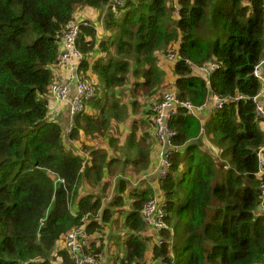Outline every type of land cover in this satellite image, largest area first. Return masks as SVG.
I'll return each mask as SVG.
<instances>
[{
	"label": "trees",
	"instance_id": "trees-1",
	"mask_svg": "<svg viewBox=\"0 0 264 264\" xmlns=\"http://www.w3.org/2000/svg\"><path fill=\"white\" fill-rule=\"evenodd\" d=\"M124 3L114 12L115 0H0V264H53L56 258L71 264L67 249L53 257L68 232L84 224L88 214L87 229L94 234L103 228L96 217L103 223L119 221L115 214L122 212L118 195L100 214L102 195L96 193L102 181L110 182L119 172L120 162L85 146L84 151H92L88 164L83 154L68 149L62 119L67 104L51 95L61 42L76 20L89 23L77 40L81 70L101 79L105 95L90 102L97 114L76 116L72 138L81 132L94 139L107 135L111 121L105 114L112 115V106L102 104L131 69L143 76L136 89L156 93L163 82L156 57L172 46L181 56L172 87L181 99L200 105L210 90L204 79L189 75L186 62L200 66L215 60L225 68L214 76L212 89L221 97H246L214 114L217 156L202 153L201 144L180 151L200 137V124L186 110L172 119L178 149L171 156V173L161 182L168 202L162 243L141 235L147 227L140 209L151 193L134 189L131 212L121 224L128 231L126 255L115 256L112 264H262L264 217L258 212L256 153L264 145V131L252 97L260 90L253 69L264 59L263 0ZM77 11L94 19L81 21ZM116 112L125 115L121 108ZM121 184L119 191L125 188ZM85 185L94 192L81 194ZM103 250L104 244L92 247L94 256Z\"/></svg>",
	"mask_w": 264,
	"mask_h": 264
},
{
	"label": "built area",
	"instance_id": "built-area-1",
	"mask_svg": "<svg viewBox=\"0 0 264 264\" xmlns=\"http://www.w3.org/2000/svg\"><path fill=\"white\" fill-rule=\"evenodd\" d=\"M124 5V0H115L112 10L118 12L117 6L123 7ZM88 24V22L76 20L69 25L60 46V54L57 60L59 71L57 74L54 72V76L59 74L60 77L56 82H53L51 87L52 98L58 103L67 104L69 108L70 125L66 135L74 130L76 116L89 113L90 101L97 98L100 93L98 85L81 70L83 59L77 46V40L80 36L81 27ZM163 56L174 63L178 62L180 58L178 50L174 48H169ZM187 65L192 69L190 75L204 79L208 87L210 86V77L223 69V64L219 61H212L200 66H193L189 61ZM253 74L260 82V90L252 97V100L255 104V114L260 119L264 131V59L254 67ZM245 99L246 97L241 94H236L233 97H221L212 89L206 100L200 106H196L190 100L181 99L179 94L172 88L169 89L151 107L152 123L155 130L153 136L158 145L157 166L152 172L145 175L143 180L156 179L161 183L171 173V156L177 148L175 140L178 136V131L172 127L171 121L181 110H186L187 114L197 116L200 112L209 108L219 111L231 101ZM256 156L258 159L256 176L260 180L258 212L264 217V145L257 151ZM113 194L114 191L102 199L103 205L108 199L112 198ZM167 210L168 202L164 194L159 191V188L155 189L153 195L140 209L141 218L147 227L144 234L151 235L158 244L162 243L161 230L167 227ZM83 220L84 224L70 230L66 236L65 248L71 255V264H103V261L98 256H94L92 251L94 235L90 234L87 229V223H90L88 215Z\"/></svg>",
	"mask_w": 264,
	"mask_h": 264
},
{
	"label": "crops",
	"instance_id": "crops-1",
	"mask_svg": "<svg viewBox=\"0 0 264 264\" xmlns=\"http://www.w3.org/2000/svg\"><path fill=\"white\" fill-rule=\"evenodd\" d=\"M78 18L81 20H88V19H94V15L89 14L88 12H82L77 11ZM104 17V16H103ZM104 21L102 20L101 26H103ZM175 46H172L174 48ZM177 47V46H176ZM164 52L160 51L159 54L156 57L155 60V66L159 68L163 73V83L161 84L160 90H156L158 92L153 93V90L148 92L147 94H144L145 92L143 90L136 89V83L140 80H143L142 75H137L140 77L135 76L131 69L130 73L127 75L126 80L122 86L116 87L113 89L112 92L117 95L120 94L119 89H122V98L118 97L116 94V98L118 101H110L104 100L102 105H106L107 108L112 106V115H108V112H106V118L105 120L110 123V131L107 133L105 137L100 138H91L88 136L87 138H83V140H80L79 138L75 139L72 137H68L65 135V141L71 147L75 150L76 154H80V156L83 154H88L89 157V164H91V152L92 151H84L82 144L85 146H88L89 148H99L102 152L108 153L110 157L117 159L120 162L119 172L111 179L110 182L102 181L99 188L97 189L96 193H99L102 195V191L104 190L105 186V193L109 192L111 194L112 191H114V194L112 198L107 200L106 203H111L114 197L121 196V200L124 202L123 206L121 207L122 210L130 209L131 207V194L130 192L134 189L138 190H149L150 195L152 196L155 189L159 188V191L164 194V191L161 188V183L157 181L156 179H150L148 181L143 180V177L147 175L148 173L152 172L156 166V157L158 152V145L154 139V127L153 124H151L150 121V105L156 101L161 94L164 92V90L167 89L168 85L175 84L176 77L173 73V69L176 66L177 62H170L167 59L164 58ZM212 62V61H210ZM209 63V62H208ZM59 71V68H56L55 74H57ZM84 74L91 78L101 90L105 89L104 84L101 82V79L96 76L94 73L90 71L83 70ZM129 75L134 76L135 81L133 84V94L130 97L126 94L127 89V82L129 79ZM195 78H199L196 76H193ZM214 76L210 77V86L208 87L210 92L212 90V80ZM162 89V91H161ZM155 92V91H154ZM153 93V94H152ZM101 95L104 96V93ZM205 100V99H204ZM131 104V106L136 111L139 109V106L141 105L142 109L146 110V114H144L143 122L141 123V127L139 123H134L130 129H126V119L128 117L127 114V108L126 105ZM101 105V106H102ZM121 106L125 110L124 117H119L116 115L117 108H121ZM64 116L62 115V119L64 121V126L66 127L64 130L67 131L68 127L70 125V114H69V108L66 106L63 108ZM98 113V109L96 110L91 104H90V111L88 115L94 116V114ZM214 110L211 108L200 112L197 116H194L197 121L200 124V137L201 139V146L200 151L202 153H207L211 156H215L214 154L219 155L221 150L220 148L215 145L212 141L213 136V124L215 121L214 118ZM76 125V122H75ZM210 134V135H209ZM200 140V141H201ZM81 148L79 147V145ZM198 145V144H197ZM212 153H211V152ZM216 155V156H217ZM122 182H125V188L122 191H119V189L122 188ZM217 180L215 179L212 182V185H215ZM88 188H90L88 185H86ZM84 187V186H83ZM87 190V189H86ZM81 194H88L91 191L88 190L87 193H85L84 189H82ZM109 194V195H110ZM150 196V197H151ZM105 196L103 195L101 199H103ZM103 202V200H102ZM105 205V204H104ZM122 205V204H121ZM129 212H131L129 210ZM100 214L102 212H99ZM147 229L143 230L141 232V235L147 236L145 233ZM128 232V231H126ZM126 232L124 233L126 235ZM174 234V230H172ZM124 234L120 232H115L109 236H107V230L105 229V225H103L102 230H100L97 233H94V244L97 246H100L101 244H104V250L100 254H97V256L103 261V264H112L115 256L126 255V250L124 249V252H121V246H116L112 244V239L115 237H122L123 238V244L126 241ZM61 242V241H60ZM120 254V255H119ZM264 264V262L262 263Z\"/></svg>",
	"mask_w": 264,
	"mask_h": 264
},
{
	"label": "rangeland",
	"instance_id": "rangeland-1",
	"mask_svg": "<svg viewBox=\"0 0 264 264\" xmlns=\"http://www.w3.org/2000/svg\"><path fill=\"white\" fill-rule=\"evenodd\" d=\"M173 2H174V5L175 6H178V3H177V0H173ZM82 21V20H81ZM130 77H129V79H128V82H127V89H126V94H127V96L128 97H130L131 95H134L133 94V84H134V82L135 81H132V80H134L135 78H134V76H132V75H129ZM60 77V75L58 74L57 76H55V79L53 80V82H56L57 80H58V78ZM132 79V80H131ZM163 83V82H162ZM161 83V84H162ZM161 86V85H160ZM175 85H172V84H170V85H168V87H167V89L166 90H164V92L161 94V96L158 98V99H160L169 89H171L172 87H174ZM161 88V87H160ZM160 88H159V90H160ZM106 90H108V89H106ZM102 91V90H101ZM113 91V89H109V91H108V95H109V97H110V101H118V99L116 98V95L114 94V92H112ZM161 91H162V89H161ZM103 93H104V95H105V92L104 91H102ZM119 92H120V94H118L117 96L118 97H120V98H122V92H123V90L122 89H119ZM158 92V91H157ZM119 102V101H118ZM142 106L140 105L139 106V109L136 111V109H134L132 106H131V104L129 105V104H127L126 105V108H127V114H128V117H127V119H126V129H130L131 127H132V125L136 122V123H139L140 124V127H141V123L143 122V119H144V114H146V110L145 109H142L141 108ZM210 135V134H209ZM83 138H87V140H88V135L87 134H85V133H83V132H81V134H80V136H79V139L80 140H83ZM84 141V140H83ZM68 144V143H67ZM79 145V144H78ZM68 149H71V145H69L68 144ZM79 147L81 148V146L79 145ZM82 147H83V149H84V144H82ZM99 188V186L96 188V189H98ZM83 189H84V191H85V193H87L88 192V190H90L91 192H94V190L93 189H91V188H88L86 185L83 187ZM87 189V190H86ZM109 192H106L105 193V191L103 190L102 191V196L104 195L105 197H107V196H109ZM129 212V210L128 209H125V210H123L122 211V213H121V219L119 220V221H109V222H107L106 223V225H105V229L107 230V236H109V235H111V234H113V233H115V232H120V233H122V234H124L125 233V231L123 230V228L121 227V221H122V219L127 215V213ZM183 217H184V215H183ZM124 236H125V234H124ZM65 240H66V238H64L63 240H61V242L59 243V245H58V247L54 250V252H53V257H56L57 256V254L60 252V251H65L66 250V248H65ZM112 244L114 245V247H116V246H121V252H124V249H125V246H124V244H123V238L122 237H115V238H113L112 239ZM67 251V250H66ZM58 260H60L59 258H56V259H54L53 261H52V263L53 264H59L57 261Z\"/></svg>",
	"mask_w": 264,
	"mask_h": 264
},
{
	"label": "clouds",
	"instance_id": "clouds-1",
	"mask_svg": "<svg viewBox=\"0 0 264 264\" xmlns=\"http://www.w3.org/2000/svg\"><path fill=\"white\" fill-rule=\"evenodd\" d=\"M102 14H103V16H105L106 11L104 10ZM121 15H122V14H121ZM180 59H181V56H180V58H179V61H181ZM182 60H184V61L186 62L185 59H182ZM179 61H178V62H179ZM215 61H217V60H215ZM178 62H177V63H178ZM219 62H220V61H219ZM186 63H187V62H186ZM221 63H222V62H221ZM222 64H223V63H222ZM224 68H225V67H224V64H223V69H224ZM223 69H221L220 71H218L216 74H218L219 72H221ZM216 74H215V75H216ZM189 75H190V73H189ZM215 75H214V76H215ZM190 76H191V75H190ZM136 84H137V83H136ZM174 85H175V84H174ZM102 91H103V90H102ZM102 91H101V89H100V93H99V95L97 96V98H99V96L103 93ZM97 98H95V99H97ZM206 98H207V97H206ZM93 100H94V99H93ZM93 100H92V101H93ZM158 100H160V99H157L156 101H154V102L150 105V108H149L151 124H153V123H152V110H151V107H152L153 104H154L155 102H157ZM205 100H206V99H205ZM205 100H204V101H205ZM190 101H191V100H190ZM204 101H203V102H204ZM90 102H91V101H90ZM191 102H192V101H191ZM203 102H202V103H203ZM202 103H201V104H202ZM201 104H200V105H201ZM200 105H196V106H200ZM89 106H90V103H89ZM121 110L125 111L124 108H123L122 106H121ZM219 111H220V110H219ZM214 112L216 113V112H218V111H215V110H214ZM87 114H89V113H87ZM192 116H194V115H192ZM171 122H172V121H171ZM75 128H76V125H75L74 129H75ZM174 129H175V128H174ZM73 131H74V130H73ZM73 131H71L69 134H67V136H68V137H71L70 135L72 134ZM192 139H194V138H192ZM195 139H198V138H195ZM200 140H201V139H200ZM201 142H202V140H201ZM176 146H177V145H176ZM182 146H183V145H182ZM177 149H178V146H177L176 150H177ZM176 150H175V151H176ZM179 150H180V149H179ZM180 151H181V150H180ZM183 151H184V150H183ZM210 152H211V151H210ZM174 153H175V152H174ZM211 153H212V152H211ZM212 154H213V155H217V154H214V153H212ZM84 159H85L84 162H86V163L89 164V157H88V154H85V155H84ZM172 166H173V162H172ZM225 168H228V166H225ZM106 204H108V203H105V205H106ZM105 205H103V202H102V207H101L100 211L102 210V208H103ZM100 211H99V212H100ZM122 211H123V210H122ZM121 213H122V212H121ZM121 213H116V214H115V217H116L118 220L121 219ZM87 215H88V214H87ZM98 215H99V214H98ZM125 218H126V216L122 219L121 224L124 222ZM89 220H90V219H89ZM95 220H97V222L101 223L102 226H103V225H106V223H103V222H102L101 216L96 217ZM90 222H91V220H90ZM89 224H90V223H89ZM97 232H98V231H96L95 233H97ZM92 235H94V234H92ZM93 253H94V252H93Z\"/></svg>",
	"mask_w": 264,
	"mask_h": 264
},
{
	"label": "water",
	"instance_id": "water-1",
	"mask_svg": "<svg viewBox=\"0 0 264 264\" xmlns=\"http://www.w3.org/2000/svg\"><path fill=\"white\" fill-rule=\"evenodd\" d=\"M193 144H198V145H200L201 144V141L199 140V139H190V140H188L183 146H181L179 149L181 150V151H183V150H185L188 146H190V145H193Z\"/></svg>",
	"mask_w": 264,
	"mask_h": 264
}]
</instances>
